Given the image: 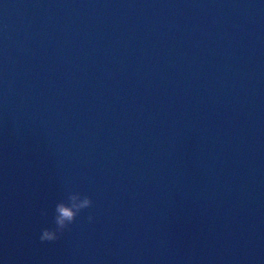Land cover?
Returning <instances> with one entry per match:
<instances>
[{
    "label": "water",
    "instance_id": "water-1",
    "mask_svg": "<svg viewBox=\"0 0 264 264\" xmlns=\"http://www.w3.org/2000/svg\"><path fill=\"white\" fill-rule=\"evenodd\" d=\"M0 264H264V0H0Z\"/></svg>",
    "mask_w": 264,
    "mask_h": 264
},
{
    "label": "clouds",
    "instance_id": "clouds-1",
    "mask_svg": "<svg viewBox=\"0 0 264 264\" xmlns=\"http://www.w3.org/2000/svg\"><path fill=\"white\" fill-rule=\"evenodd\" d=\"M93 200L89 196H82L79 192H70L66 201H61L55 206V216L53 219L54 227L42 229L40 235L41 242H55L59 240L62 234L69 229L70 225L75 223L79 214L92 207ZM41 215L47 216V210L41 212ZM91 222L94 217L89 216Z\"/></svg>",
    "mask_w": 264,
    "mask_h": 264
}]
</instances>
